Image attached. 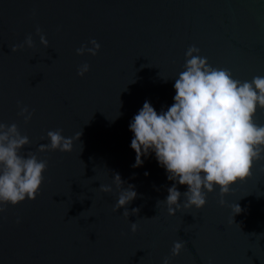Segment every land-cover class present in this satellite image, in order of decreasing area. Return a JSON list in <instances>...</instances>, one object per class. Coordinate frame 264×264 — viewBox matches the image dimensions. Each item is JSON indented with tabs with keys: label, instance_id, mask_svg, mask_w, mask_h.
<instances>
[{
	"label": "water",
	"instance_id": "95a60500",
	"mask_svg": "<svg viewBox=\"0 0 264 264\" xmlns=\"http://www.w3.org/2000/svg\"><path fill=\"white\" fill-rule=\"evenodd\" d=\"M29 35L35 46L12 53ZM91 40L97 55L78 56ZM193 45L233 79L264 76V0H0V123L28 136L21 155L35 153L48 165L36 199L0 213V264H163L166 257L169 264H264V160L230 187L223 207L217 186L203 209L175 216L156 206L176 182L155 154L133 167L130 122L146 100L157 113L174 103ZM21 107L33 113L28 123ZM256 121L264 124V110ZM56 129L66 138L82 134L71 153H39ZM114 174L123 189L134 186L137 198L126 207L138 215L113 211ZM101 184L112 192H99ZM235 204L241 212L233 222ZM177 240L186 246L172 257Z\"/></svg>",
	"mask_w": 264,
	"mask_h": 264
},
{
	"label": "clouds",
	"instance_id": "9594fccd",
	"mask_svg": "<svg viewBox=\"0 0 264 264\" xmlns=\"http://www.w3.org/2000/svg\"><path fill=\"white\" fill-rule=\"evenodd\" d=\"M36 34L48 48V41L38 27ZM89 43L91 47L82 45L76 54L95 57L100 45L95 40ZM25 45L35 46L31 35L24 44L13 45L11 52ZM88 71L89 65L85 63L77 74L83 77ZM174 89V103L166 111L157 113L146 100L130 122L129 130L134 134L131 149L136 153L133 167H141L145 158L155 154L168 180L176 182L167 189L166 200H158L156 205L164 203L170 216L178 211L190 213L192 209H203L207 194L213 193L217 186L223 207L230 187L249 179L254 163L264 160V124L256 121L258 109L264 110V76H255L251 81L233 79L230 70L212 67L193 45L185 53L184 70L175 79ZM19 115L28 123L33 113L21 107ZM62 131H48L46 138L50 143L42 144L37 151L71 153L74 140H79L82 133L66 138ZM29 143L28 136L22 135L15 123L10 126L0 123V213L8 205L15 207L26 198L34 201L39 193L48 165L35 153L29 152L26 157L20 154ZM123 183L120 175L114 174L113 184L119 196L113 211L124 208L123 216L128 219L130 214L138 215L140 209L134 208L131 213L127 210L126 206L137 198V192L132 185L123 189ZM177 183L187 185L188 190L181 193ZM98 191L110 194L112 187L101 184ZM181 196L183 203L179 202ZM231 211L234 222L233 217L241 208L235 204ZM130 228L135 233L137 222L130 223ZM185 246V241H175L171 256L178 257ZM163 264H169V258H164Z\"/></svg>",
	"mask_w": 264,
	"mask_h": 264
}]
</instances>
